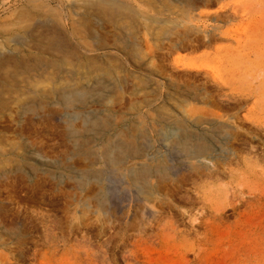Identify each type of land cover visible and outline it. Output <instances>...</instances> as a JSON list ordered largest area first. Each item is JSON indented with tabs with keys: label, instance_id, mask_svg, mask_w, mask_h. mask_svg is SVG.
Wrapping results in <instances>:
<instances>
[{
	"label": "rangeland",
	"instance_id": "obj_1",
	"mask_svg": "<svg viewBox=\"0 0 264 264\" xmlns=\"http://www.w3.org/2000/svg\"><path fill=\"white\" fill-rule=\"evenodd\" d=\"M169 1L146 2L148 16L169 18L170 9L177 19L150 29L145 48L168 72L179 59L201 68L184 76L196 88L184 104L193 118L228 125L226 158L182 167L161 184L165 197L120 192L106 204L99 184L80 185L75 173L36 185L11 173L15 181L0 187V264H264V0ZM88 22L102 36L116 34L107 22ZM177 29L187 35L181 47Z\"/></svg>",
	"mask_w": 264,
	"mask_h": 264
},
{
	"label": "bare ground",
	"instance_id": "obj_2",
	"mask_svg": "<svg viewBox=\"0 0 264 264\" xmlns=\"http://www.w3.org/2000/svg\"><path fill=\"white\" fill-rule=\"evenodd\" d=\"M147 1L0 0V187L11 173L33 184L75 173L80 185L99 184L101 204L120 192L152 200L165 197L161 184L182 167L226 158L228 125L193 118L185 106L196 89L188 78L201 68L179 57L168 72L145 48L150 29L157 34L177 14L148 16ZM89 19L112 25L115 36ZM175 32L181 47L186 31Z\"/></svg>",
	"mask_w": 264,
	"mask_h": 264
}]
</instances>
